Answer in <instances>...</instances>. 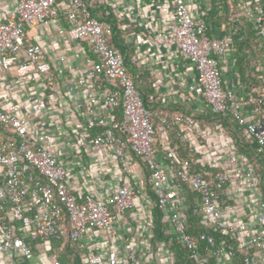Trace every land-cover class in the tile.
Returning a JSON list of instances; mask_svg holds the SVG:
<instances>
[{"label": "built area", "instance_id": "1", "mask_svg": "<svg viewBox=\"0 0 264 264\" xmlns=\"http://www.w3.org/2000/svg\"><path fill=\"white\" fill-rule=\"evenodd\" d=\"M164 1L172 20L155 35L147 33V40L154 49L175 51L193 66L194 79L180 81L177 90L178 94L200 100L190 115L156 106L152 96L149 101L153 105L143 103L123 55L109 44L110 10L105 9L102 19L98 18L87 0H18L14 15L0 20V79L14 69L20 78L37 75L50 93L60 86L42 47L26 44L25 27L40 25L46 32L54 28L60 37L77 45L86 43L91 56L84 60L85 74L61 86L67 95L83 90L88 104L86 128L94 130V150L105 152L126 172L132 169L130 154L146 164L153 206L166 214L168 222L164 245L169 251L176 245L188 264H210L211 259L231 250L230 245L217 242L215 236L234 241L253 222L260 229H255L249 240L250 252L244 254L243 264H264L263 203H258L254 221L236 224L224 219L230 211L235 178L243 180L247 191L257 189L258 178L250 162L237 155L226 156L223 162L211 158L202 163L197 158V164L210 170L204 178L191 169L168 140L173 131L174 137L195 154L193 143L203 144L201 122L205 117L219 116L235 125L240 137L264 156V0H224V19L222 6L215 3V15L221 22L218 33L213 35H209L206 21L192 15L193 0ZM60 16L66 27L59 24ZM244 27L252 36L253 67L258 81L250 88L232 75L235 45L245 40L241 34ZM249 51L246 49L243 54ZM228 64L239 91L237 96L226 90L223 66ZM30 99L29 109L21 113L17 103L6 104L0 97V255L20 253L28 257L34 244L50 240L65 241L81 250L84 236L91 231L102 235L104 254L82 255V264H138L142 254L130 230L138 197L136 186L120 183L107 202L91 193L78 194L67 178V168L58 161L52 136L29 131L34 116L53 100L49 95ZM184 185L198 195L192 214L208 229L207 233L188 232ZM126 228L130 231L120 241L119 252L113 247L120 231Z\"/></svg>", "mask_w": 264, "mask_h": 264}, {"label": "crops", "instance_id": "2", "mask_svg": "<svg viewBox=\"0 0 264 264\" xmlns=\"http://www.w3.org/2000/svg\"><path fill=\"white\" fill-rule=\"evenodd\" d=\"M17 1L0 0V20L5 21L14 15ZM87 1L96 17L102 18L101 13L109 9L111 17L115 18L120 30L123 27L131 28L129 39H124L133 49L131 64L151 77V88L154 91L152 97L156 100V104L165 109L173 107L192 114L199 107L200 100L192 99L186 94H178L177 90L180 81L191 82L194 79L193 66L175 51L154 49L147 40V33L155 35L172 20L171 10L166 2L164 0ZM190 10L194 17L205 21L209 18L211 5L208 0H193ZM215 13L206 22L210 27L211 35L218 33L221 22L220 17ZM58 22L63 27L67 26L62 16L59 17ZM24 34L28 44L34 43L42 47L60 86L50 93L43 87L37 75L30 74L20 78L15 74L14 69H11L0 79V97L6 104L17 103L21 113H24L30 107L31 97L49 95L53 104L34 116L29 131L33 135L52 136L58 151V161L67 168V178L73 183L78 194L91 193L98 200L107 202L111 191L120 183L129 182L135 185L138 197L133 212L134 222L130 230L135 235L142 254L138 264H173L174 256L168 247L164 244L152 245L149 242L152 235L151 211L154 206L153 199L149 196L150 189L146 187L145 170L131 154L128 155V161L132 169L131 172H126L105 152L94 150L91 145L94 130L86 128L88 104L83 90L78 89L75 94L67 95L64 87L61 86L63 82H71L85 74L84 60L90 56L89 46L86 43L77 45L60 37L54 28L46 32L40 25L26 27ZM223 67L227 78L226 90L237 96L239 91L235 86V79L232 78L229 64ZM201 127L203 144L198 146L193 143L195 155L200 162H208L211 158H218L223 162L226 156L237 155L234 140L230 136L231 132L227 128H222L219 119L203 120ZM241 180L237 177L232 182L230 211L224 215L225 220L236 224L246 220L254 221L260 202L258 189L247 191ZM255 229L258 230L260 227H256L253 222L249 223L248 228L235 237L236 245L243 254L250 252L247 247ZM130 230L126 228L120 231V238L113 247L115 250L120 252V241ZM60 242L50 240L46 243L34 244L32 254L28 257L20 253L0 255V264H58L57 255L67 244L65 241L64 244ZM70 247L77 249L80 256L104 254V240L98 232L90 231L84 236L81 250ZM210 263L239 264L236 256L229 250L211 259Z\"/></svg>", "mask_w": 264, "mask_h": 264}, {"label": "trees", "instance_id": "3", "mask_svg": "<svg viewBox=\"0 0 264 264\" xmlns=\"http://www.w3.org/2000/svg\"><path fill=\"white\" fill-rule=\"evenodd\" d=\"M224 2H225L224 0H209V3L211 5V11L210 13H208L209 18L205 20L206 22L208 21V19H211L215 11H217L216 7L214 6L215 3L218 4V6L220 5L222 6L223 12H221V18L222 19L225 18L226 10L224 9ZM101 16L103 17V12L101 13ZM221 18L219 19L221 20ZM107 21L110 22L112 27V36L110 37L109 44L112 47L118 49L120 53L123 55L127 67V71L134 78L136 88L139 90L141 94L143 103L146 106L153 105V103H150L149 101V97L154 95V91L151 88V77L147 73L137 69L133 64H131V54L133 52V49L130 45L126 44L124 39L122 38V31L119 29L115 18L110 17L107 19ZM25 29L26 27L24 28V31ZM244 29L245 31L242 32L241 34L244 35L245 40L241 44L235 45L237 53L234 59L235 61L233 64L232 75L236 80L239 81V83L246 84L247 87L250 88L252 86L258 85V81H257V73L253 67L255 52L251 49L250 40L252 36L248 30L249 28L244 27ZM209 35L211 34L209 33ZM246 49H250V51L249 54L244 55L243 52ZM176 110L178 109L177 108L175 109L173 107L169 108V111H176ZM116 115L119 118V113H116ZM188 115L190 114L188 113ZM222 118L223 117H219V116H210V117H205L204 120L213 121L214 119H220L221 120L220 125L222 126V128L229 129V131L231 132L230 136L234 140L233 142L237 155L241 158L248 160L251 166L253 167L254 172L257 175L258 178L257 189L259 192L260 201L264 205V156L261 153H258L255 147L249 141H245L242 137H240L239 133L236 131L235 125L230 124L227 119L223 118L222 120ZM153 123H154L153 124L154 128H156L154 121ZM168 140L170 141L171 146L175 148L176 152L189 163L193 171L201 173L204 176V178L209 176L210 170L207 167H203L200 164L196 163V159L198 156L189 152L188 145L186 143L179 142L174 137L173 131L169 132ZM157 147L159 151L162 152L161 147L159 145H157ZM135 158L139 161V163L145 170V176H146L145 180L147 182L146 187L149 188L148 168L146 164L143 163L139 158L137 157ZM182 193L184 194L186 200L185 215L189 225L188 232L194 235L201 232L207 233L208 229L205 228L203 225H201V221L192 214L194 201L198 199V195L192 192L186 185L183 186ZM149 194L151 198L154 200V197L150 191ZM151 214H152V221H151L152 235H151L150 243L152 245L165 244L168 239V234L166 233L168 229V222L165 219V214L162 211H160L157 207H154L152 209ZM215 238L217 242L223 241L225 244L230 245L231 248L230 252L236 256L239 264H243L244 254L238 249L235 240L228 242L225 238H218L217 236H215ZM61 242L64 244L63 241ZM171 252L174 256L173 264H188V261L186 260L184 253L181 250H179V248L176 245H173L171 247ZM57 262L58 264H82L79 251L75 248L70 247L68 244H65V246H63L62 251L57 255Z\"/></svg>", "mask_w": 264, "mask_h": 264}, {"label": "rangeland", "instance_id": "4", "mask_svg": "<svg viewBox=\"0 0 264 264\" xmlns=\"http://www.w3.org/2000/svg\"><path fill=\"white\" fill-rule=\"evenodd\" d=\"M123 39H129V32L131 31L130 27L121 28Z\"/></svg>", "mask_w": 264, "mask_h": 264}]
</instances>
